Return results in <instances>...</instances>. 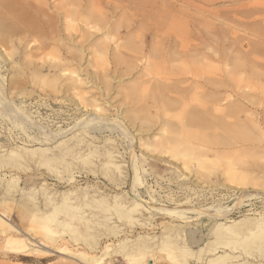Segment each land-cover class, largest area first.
<instances>
[{"label": "rangeland", "instance_id": "obj_1", "mask_svg": "<svg viewBox=\"0 0 264 264\" xmlns=\"http://www.w3.org/2000/svg\"><path fill=\"white\" fill-rule=\"evenodd\" d=\"M41 1H45L50 7L60 5L65 9H71V0H0V15L3 13L6 16H11L10 12H13L14 9L15 13L26 12L29 15L33 13L35 15V12L39 13L34 16L35 22L42 29V32L49 34L48 26L44 22L47 18L40 15L42 8H45L43 6L40 7ZM73 1L76 2L75 0ZM77 1L80 4L76 6L77 10L79 9V15H73L75 18H73V27L71 29L67 26L63 16H58V18L60 17L59 19L56 18L55 14L62 15L63 9L56 13L52 12V10L48 11L52 16L51 20L58 21L56 27L59 42L56 49L59 52V56H56L55 59L46 58L47 60H33V62L23 58V55L30 50H26L21 55L19 49L25 43H28V37L30 36V39L38 42L33 45V47H36L39 43H42L43 36L40 37L38 34V38L34 36L37 33L32 31L21 33L19 27H14L12 30V25L9 23V38L15 37L9 40L16 48H19L16 50L12 45L10 50L12 52L17 51L19 60L12 58L4 64L0 56V88L1 94H3H0L2 101L0 103V215L4 218L9 216L10 224L20 230L21 234L19 235L23 236L34 246H37L42 253H29L26 256L9 254L3 250L4 237L0 235V264H84L85 262L81 260V256H85L87 259L85 264H127L123 259V249H143L141 248L143 246L146 247V249H143L145 252L144 264H169L168 261L164 260H159L160 262L156 263L154 258L150 256L155 254L161 243L166 244L170 240L175 241L177 246H184L187 227L192 228L193 226L192 229L196 231L197 237L202 234L205 235L206 241L200 247L192 249V252L202 251V248L204 250V244L207 241H212V238L207 234L212 223L205 218L201 220L197 218V220L194 215H190L193 219L187 224L150 210L131 213L125 218L117 217L114 212L115 206H122L123 211L129 212L132 210L134 202L130 193V181L125 177V175L127 176L126 170L129 165V159L125 151V139L107 132L97 134L95 135L96 137L90 133L87 135L88 126L92 124V121L90 124L87 123L90 119L95 118L93 114L99 115L106 120L109 119L110 122L123 124L121 126L125 127V131H128L127 134L133 137L132 154L138 160L139 165L141 166L142 164L143 170L148 172L146 177L142 178L143 187L138 190L143 200L148 201L147 191H153L159 206L175 208L176 205L186 204L187 206H193L195 210H199L212 206L220 207L222 204V207L234 208L228 213L226 219L221 217L217 221V223H222L225 226L244 223L247 220L251 222L263 220L264 140L260 143L257 142L261 138L258 135V131L251 126H245L243 129L239 128L236 130L237 132L233 130L232 134L230 133L228 136L215 127L211 131H205L207 134L205 139L208 144L218 141L220 138L227 142L231 140L232 148L236 147L227 154L215 151V157H226L232 164L236 165L245 161L249 165L256 164L257 167L255 168L241 167L239 169L240 173L235 176L225 173L226 163L223 160L213 161L208 158L210 160L204 163L205 168L203 167L201 170L205 173L204 175L207 173L204 177L205 179L199 178L196 180L195 176L190 175L188 171L183 170L182 172L178 169L177 166L181 164V161L177 159L179 157L177 156L176 159L171 157L172 154L176 153L175 151H167L169 154L166 156L162 155L163 158L161 160L156 158V156H159V148H154L157 143L155 138L158 135L160 138L171 137L170 135L172 134H179L182 128L180 122L184 114L182 112L183 107L178 105L164 110L160 106L162 103H158L161 99L164 101L172 98L176 99L178 95L176 93L163 94L157 90L159 88L158 83L161 82L162 78H171V82L176 79L174 76L178 74V71L175 69L180 63L173 62L171 64L168 62L165 65L164 58L161 60L148 58L146 60L148 61L147 64L144 60H139L138 57L136 60H131L123 54L122 64L119 63L120 65L115 66L112 58L116 55L114 52L116 45H119V50L122 52L125 42L143 46L147 50L151 46L155 47V44L153 45V37L157 33L144 23H141L143 24L142 30L137 29L134 25L127 27L126 22L138 21L142 13V10H136L127 3V0H81L84 3H81L80 0ZM87 1H89L88 6L85 7L84 5ZM138 1L136 0L135 2ZM148 1H152L153 6H151L160 13L164 7H167L171 15L178 18L179 16L185 17L187 29H189L188 33H190L186 42L197 49L192 54H197L200 50L210 56L212 55V50H218L219 58L213 63L219 70L218 75H216L217 78L221 76L217 80L224 83L222 77H225V71L229 70L235 61L245 64L243 71L235 73L236 83L229 84L225 78L223 85L225 87H221L218 91L221 96L230 94L234 99H236V96L240 98L243 93L249 96L250 99L252 98L251 100L257 103L252 105L245 100H240L251 108V112L248 114L252 113L255 118L260 119L258 112L264 108V90H254L250 85L247 86V81H252L254 84L259 81V83H262L264 78V41L263 39L259 40L256 35H252V29L255 25L264 31V12L244 17L243 11L251 7H260V5L264 4V0ZM28 2L33 5L35 12H33L32 6ZM143 11H151V9L146 8ZM159 12L158 14L161 15ZM100 13L105 15L106 25L104 28L97 27L99 28L97 31L91 25L97 23L94 19H98L101 15ZM89 18L92 19L90 21L91 25L86 23ZM143 29L146 30L143 31ZM108 31L111 34L106 38L105 35L108 34ZM144 33L147 34L148 38L145 40V44L141 45L136 37L139 34L142 36ZM23 34L27 36V39L19 45L18 40ZM31 35L34 37L31 38ZM45 43H49V41H45ZM253 43L256 44L253 45ZM105 44L109 46L106 54H103L104 49H102V46ZM252 46H256L258 52L252 53L250 51ZM98 53H101V55ZM102 55H105V58H102ZM45 61L47 63H57L64 68L59 70L58 73H48L46 71L40 74L36 67L41 64L46 66L47 63ZM6 65H12L16 69L12 70L13 72H9L6 70ZM171 65L172 67H170ZM252 71L258 73L259 77H254L251 74ZM126 72L129 73L126 74ZM206 72H210V70L206 69ZM188 73L191 74L192 71L191 73L188 71ZM11 76L17 78L14 79L15 82H10ZM185 76L191 78V75ZM206 76L202 75V81H200L201 83L203 82L200 86L203 93H201L202 101L215 92L212 90V86L206 82V78L209 75ZM142 81H147V84H142ZM191 82L185 83L189 89H192L194 85ZM234 84L237 85L235 86ZM193 89L189 92L190 94L187 93V96L191 95ZM193 96L194 93L190 97L192 98ZM186 98L189 99L188 97ZM7 101L10 105L7 104ZM18 108L23 110L22 114L18 110L16 112ZM24 116L25 118H23ZM242 119L247 121L245 117ZM259 124L263 129L262 134L264 136V121L259 120ZM67 129L71 130L65 137H58L52 141L45 139L46 137L48 138V135L52 136V134H56L60 130ZM138 130L141 132L139 133ZM43 133L47 134L46 137ZM242 133L255 142L254 148H250L247 145L249 143H247L245 144L247 149L239 151L242 148L238 144H232L231 138ZM78 139H82L84 142H94L91 144L92 147L94 145L98 148H96L97 151L92 149V151H95L93 153L94 157H92V153V156H89L90 158L86 157L89 150L82 149L83 143H81V148H75L72 154L70 153L66 156L60 153V150L67 145L76 144ZM62 141L65 144H62ZM111 142H113V146L110 144ZM59 144H62V146ZM111 147H119L118 151L124 154L122 162L118 165L124 167L122 173L125 174L121 175L119 171L118 173H116L117 171L112 173L108 167L102 168L99 166L101 163H98V159L95 160L99 153H103L108 148L111 149ZM255 147L258 148L256 149ZM176 150L181 153V149L177 148ZM82 154L85 155L83 156ZM80 155L84 158L79 157ZM151 155L154 159H152ZM166 158L169 160L168 163ZM89 160L90 162L92 161L90 165ZM170 160L172 164L169 163ZM105 168L109 171H106ZM209 172H212V175H208ZM141 177L143 176L141 175ZM254 183H256V186H253ZM9 186L13 187L14 191L7 194L6 189ZM228 186L243 187L246 190L243 188H239V191L230 190ZM93 195L94 198L96 196L95 199ZM115 197L116 199H114ZM26 198L29 199L28 205L34 206L29 207L32 212L42 210L47 198L56 204H61L65 200L66 203L73 206L75 204L82 206L78 207V212L76 211L77 218L75 219L65 217L67 220L65 221L63 214L59 213L58 218H63L57 219V221L65 222V227L56 228L55 223H52L51 227L47 228L40 219L32 220L30 218L26 207L23 206ZM117 200L119 201L118 204ZM187 200L189 201L188 203H186ZM80 201H83V203ZM235 203H240V205L235 208L233 207ZM108 204L110 207H108ZM91 207L93 208L90 209ZM104 208L106 212L103 211L105 210ZM109 209H111L112 213ZM82 211L84 215H82ZM97 212H101L99 215L104 213L102 216L105 218L103 219L101 215L100 217ZM91 214L94 217L90 216ZM80 215L83 217L82 219L78 218ZM70 223L74 225L71 226ZM66 227L67 230H65ZM58 231H60L59 234H57ZM157 256L159 257L158 254ZM252 256L255 257V253ZM240 260L246 264H264L260 261L256 262L257 259L252 261L250 256H242ZM196 263V261L190 262V264Z\"/></svg>", "mask_w": 264, "mask_h": 264}, {"label": "bare ground", "instance_id": "obj_2", "mask_svg": "<svg viewBox=\"0 0 264 264\" xmlns=\"http://www.w3.org/2000/svg\"><path fill=\"white\" fill-rule=\"evenodd\" d=\"M14 1H16V0H14ZM75 1L76 2H74L73 0L70 1L71 9H65L63 6H60V5L50 7V5H47L45 1H41V6L40 5L39 6L40 7L43 6L45 8H42L40 15H43L44 18H47V20H44V22L48 26V30L50 32V33L48 32L49 34L42 32L41 31L42 29H40V27L35 22L36 19L34 16L35 15L37 16L39 13H36L34 11L35 9L33 8V5L29 2H28V4L32 6L33 12H35V15H34V13L32 14L33 16L26 14V12L25 13L24 12L15 13L14 8H13L14 13L9 11L11 13V16H6L2 13V15H0V56H1V59L4 62V64L7 63L8 60L12 59V58L19 60V56H17V51L12 52L10 50L11 49L10 47L12 45H13L12 47H15L14 44H12L11 41L9 40L11 38H13V39L15 38V37L9 38V33H10L9 32V26L10 25H12V30L14 29V27H19L20 29L19 28L18 29L20 30L21 33H24L26 31H32L34 33H37L34 36H36L38 38H39V36L40 37L43 36L42 37L43 38L42 43H39V45L36 47L35 46L33 47V45L35 43H38V42H36V40L34 41V40L30 39L29 38L30 36L28 37V43L24 42L25 44L23 45L22 48L19 49L18 47L17 48L15 47L16 50L19 49V51H21V55H23L24 54L23 52H25L26 50H28V49L30 50L29 52H27L26 54L23 55V58H25L26 60L41 61V60H47L46 58L55 59L56 56H59L58 55L59 52L56 49V47L58 46V42H59L58 37H57V27H56V23L58 21L55 22L54 20H51L52 16L48 11L52 10V12L56 13V12L60 11L61 9H63L62 12L64 15L63 14L58 15L56 13L55 14L56 18L59 19L61 16H63L64 21H66V23H67V26H69V28L71 29L73 27V25H72L73 20H74L73 18H75V17H73V15H75V16H76V14L79 15V12H78L79 9L77 10V7H76L79 4V1H77V0H75ZM135 1L136 0H127V3L132 5L136 10H140V11L142 10V13L140 14L141 15L140 19L138 21L132 20V23H131V21H129L128 23L126 22V25H127V27L134 25L137 27V29L142 30L143 24H141V23H144L147 25V27L152 28V31L157 33V35L153 37V42H154L153 45L155 44V47L151 46L149 49L145 50V48H143V46L132 45L130 42H125V44L122 47V50H123V52H122L119 50V48H120L119 45H116V48H114V52L116 55H114V57L112 58L114 60L113 64L115 66H117L119 63L122 64V62H123L122 61L123 60L122 55L123 54L126 55L131 60H136L138 57L139 60H141V61L144 60L145 63H147V64H148V61H146V60L148 58H153L154 60L155 59L161 60L164 58L165 65H167L168 62H170L171 64L173 62H179L180 63V64L178 63L179 65H177L176 66L177 69H175L178 71V74H176L174 76V77H176V79L171 82V78H168V77L162 78L161 82L158 83L159 88H157V90H159L163 94L176 93L178 95V97L176 99L172 98L171 100H168V101H164L161 99L162 102H161V100H159L158 103H162L160 106L162 108H164V110L173 108V107L178 106V105H181V107H183L182 112L184 114H183L182 120L180 122L182 124V128L180 129V133L178 132L179 134H177V133L172 134V135H170L171 137H168V138H160L159 135L156 138L154 137L155 139H157V143L155 144L154 148H159V150H158L159 156H156V158H160V160H161V158H163L162 155L166 156L169 154L167 151H170V150L175 151L176 153L172 154L171 157L173 159H176L177 156L179 157L177 159L179 161H181V164H180V166H177L178 169H180V171H182V172H183V170L188 171L190 173V175L192 174L193 177L195 176L196 180H198L199 178L205 179L204 177L207 175V173H206V175H204L205 173H203L201 170L204 167V163H206V161L207 160L209 161L210 159H212L213 161L214 160H223L226 163L225 173L228 175H233V176L238 175V173H240L239 169L241 167H243V168H246V167H254L255 168V167H257L256 164H250L249 165V163H247L246 161L242 162L241 164H237V165L232 164L229 161V159H226V157L220 158V157L214 156L215 151H217V152L219 151L220 153L227 154L228 152L231 151V149L236 148V147L232 148L231 142H230L231 140L227 142V141H223L219 138L218 141H214L213 143L208 144L206 142V139H205V137L207 136L205 131L206 130L211 131L212 129H214V127L216 129H220L223 134L228 136V135H230V133L233 130L236 131L239 128L243 129V128H245V126H251L258 131V133H259L258 135L261 137L260 140H257V142L260 143V142H262V140H264V136L262 134L263 129L259 126L260 125L259 120L264 121V108H262V110L258 112L260 119H257V118H255V116H253L252 113L248 114L249 112H251V108H249L248 105L246 106V104H244L242 102V100H245L252 105L256 104L257 102L251 100L252 98L250 99L249 96L244 95V93H243V95H240V98H238L236 96L235 97L236 99H234V97L230 94L221 96V94L218 91L221 89V87H225V86H223L225 83V78H226V81L229 82V84L230 83H236L235 82V73H237L239 71H243V69L245 68V64L240 62V61H235L232 64V67L229 70L225 71V74H224L225 77H222L224 79V83H223V81L217 80L221 76L217 78L216 75H218L219 70L216 66L213 65V63L216 60H218V58H219V54H217L218 50H216V49L212 50L211 51L212 55H210L211 57L206 55L204 52H201L200 50L197 52V54H192V52H194L197 49H196V47L193 48L192 45H190L186 42L190 33H188L189 29H187V21L184 19L185 17L179 16V18H178V17L171 15L169 13V10L167 9V7H164L160 13L159 11H157L155 8L152 7L153 6L152 1H148V0H141V1L137 0L138 2H135ZM80 2L84 3V1L82 2L81 0H80ZM88 2L89 1L85 2V5H84L85 7L88 6ZM186 6H188V5H186ZM146 8H150L151 11H143ZM158 12L161 15H159ZM262 12H264V4L260 5V7H251V8L246 9L245 11H243V16L249 17V16H252L256 13H262ZM58 16H60V17L58 18ZM104 17H105V15L101 14L98 19L93 18L94 21L97 22V23H94L93 25H91V22H90L92 19L89 18L88 21H86V20L85 21L88 25H91L92 28H94L95 30H97V29L99 30V28H97V27L100 26V27L104 28L106 25ZM9 23H11V24L9 25ZM240 23H242V22H240ZM58 25H59V23H58ZM144 30H146V29H143V31ZM107 33H106L107 35H105L106 38L109 37L108 35L111 34V32L108 31ZM38 34H39V36H37ZM252 35H256V37H258L259 40L263 39V41H264V31H262V29L260 27H258L257 25H255L253 27ZM34 36H32L31 38H33ZM26 37L27 36L25 34H23V36L19 38V40H18L19 45H21V42H23L25 39H27ZM136 38L139 39V42L142 45V44H145V40H147L148 36L146 33H144V35H142V36H140V34H139ZM45 41H49V43H45ZM53 44H55V45H53ZM255 44L256 43H253V45H255ZM178 45L180 47L179 49H178ZM108 46L109 45H107V44L102 46V49H104V51L102 52L103 54H106ZM250 51L252 53H256V52H258V48L256 46H252ZM172 52H174L175 54ZM1 53H2V55H1ZM98 54L101 55V53H98ZM196 57H198V58H196ZM102 58H105V55H102ZM149 62H150V60H149ZM21 63H23V62H21ZM45 63H47V61H45ZM152 63H153V61H152ZM28 64H29V62H28ZM12 65L11 66L6 65V70L9 72H13L12 70H15L16 68H14ZM29 66H31V65H29ZM17 67H18V65H17ZM24 67H25V65H24ZM170 67H172V65ZM36 68H37L36 70L38 71V73L41 74V72H46V71L48 73H52V72L58 73L59 70H62L64 67L60 66L57 63L53 64V63L48 62L46 66L41 64L40 66H37ZM206 69H209L210 72H206ZM17 70H18V68H17ZM20 70H22V69H20ZM188 71H190V73L192 71V73L189 74ZM17 72H19V71H17ZM128 73L126 72V74H128ZM204 74L207 76L209 75V77L206 76L207 77L206 82L208 83V85L212 86L213 89L212 88L211 89L214 90L216 93L212 92L213 94L211 96L206 97V99L204 101H202L201 95L203 93L201 92L202 88L200 89V86H201V84H203V82L201 83L200 81H202V75L205 77ZM251 74L256 78L258 76V73L253 72V71L251 72ZM185 75H191V78L186 77ZM177 77H179V78H177ZM14 79H17V78H14V76L12 78H10V82H13ZM249 80H251V79H249ZM190 81H192L191 83H194V85H193L194 89L192 88L193 92L191 93V95L194 93V96L192 98L190 97L191 95L187 96V93L190 94L189 92L192 91V89H189L188 86L185 85V83H187V82L189 83ZM227 82H226V86H227ZM259 82H256L254 84L252 81H247V86L250 85L251 87H253L254 90H256V89L264 90V78H263L262 83H259ZM142 84H147V81H142ZM66 90H68V89H66ZM1 93H2V91L0 88V94ZM1 95H3V94H1ZM186 97H188V98L190 97V98L187 99ZM240 99H242V100H240ZM1 102L2 101L0 99V103ZM223 103H224V107H223ZM258 103L262 104L260 102H258ZM3 104L6 105L5 103H3ZM7 104H9L8 101H7ZM12 105H13V103H12ZM84 106H85V108H87L86 105H84ZM17 110L21 114L23 113V110H21L20 108L16 109V112H17ZM93 117H95V118L90 119L89 122L87 123V124H90L92 121V124H90L91 126L90 125L88 126L87 135H88V133H90V134H92V136L94 135V137H96L95 135H97V134H102V133L104 134L107 132L110 134H116L118 137H121V139H125V141H124L126 144V148H125L126 150L125 151L127 152V156L129 159V163H128L129 165L128 166L125 165V166H127V170H126L127 176L125 175V177H127V179L130 181V193L132 195L131 197L134 199V202L132 205V210L129 212L123 211L122 206H115L114 212L116 213L118 218H120V217L125 218V217H128L131 213H137V212H143V211H149L150 210L153 212L157 211L163 215H167L169 217L178 219L180 221H183L186 224L191 222L192 221L191 219H193L190 215H194L195 219L199 218L201 220L202 218H205L209 222L212 223V224H210L211 227L208 229L209 231L207 233L212 238V241L211 242L207 241L208 243L206 242L204 244V246H203L204 250L201 247L202 251L200 250L198 252H192V249L200 247L206 240H205L204 234L200 235L198 233L200 235V237H197L196 231L192 229L193 226H192V228L187 227L186 232H185L186 233L185 234L186 235L185 236V245L182 247H180L179 245L177 246V243L175 241H174L175 242L174 243L171 240L168 241L166 244L161 243V246L157 249V251L155 250L156 251L155 254L154 255L151 254V256H150L151 258L152 257L154 258L156 263H158L159 260L160 261L164 260V261H168L169 264H190L191 261H193V262L196 261L197 263H200V264L201 263L202 264H246V263L241 262L240 258L242 256H245V257L250 256L252 261H253V259H257L256 262L260 261L261 263H264V218H263V220H257L254 222L247 220L244 223H240V224H236V225H232V226H225L222 223H217V221L220 220L221 217L226 219L227 218L226 216L228 215V213L231 212L234 208L229 209L227 207H222L221 206L222 204L221 205L219 204L220 207L219 206H212V207H208L207 209L204 208V209H199V210H195L193 206H191V205L187 206L186 204L176 205L175 208H173V207L171 208L168 206L167 207L159 206L157 204L156 199H155L156 196L154 197V195H153L155 193L153 191H147V195L149 197L148 201L143 200L142 197L140 196V192L138 190H139V188L143 187L144 183L142 181L143 180L142 178H145L146 173H148V172H146L147 170H143L142 164L140 166L138 163V160L135 159L134 154H132L133 137H131L129 134H127L128 131L126 132L125 127L123 128L121 126L123 124H120L119 122L113 123V121L110 122L109 119L106 120V119H104V118H102L96 114H93ZM243 117H245L247 119V121L245 119H242ZM23 118H25V116ZM115 121H117V120H115ZM160 123H162V122H160ZM84 124L87 125L86 123H84ZM163 126H164V124H163ZM163 126H161V127H163ZM70 130L71 129L60 130L56 134H52V136L48 135V138L46 137L47 134L46 135H45V133H43V134L45 135V137H46L45 139L47 141H49V140L52 141L53 139L58 138V137H61V138L65 137V135L67 133H69ZM140 132L141 131H139V133ZM75 136L76 135L74 134V137ZM216 138H217V135H216ZM75 139H76V137H75ZM231 139H232L233 145L238 144V146H240V148H242L239 151H243L244 149H247L245 147L246 146L245 144H247V143H249L247 145H249L250 148H254V145H256L255 142L251 138L243 135V133L235 135ZM61 143L65 144V143H63V141ZM81 143H83L84 145L82 146ZM93 143L94 142H84L82 139H78L76 144H74V143H73L74 145L71 144L72 146L67 145L66 147H64V145H63L64 148L63 149H61L62 147L60 148L61 149L60 153L62 155L67 156L70 153L72 154V152L75 148H78V147L81 148V146H82L83 150H86V151L89 150L88 151L89 153L86 156V157H89V156H92L93 153H95V151H92V149L96 150V148H97L94 145L92 147L91 144H93ZM62 144H59V145L62 146ZM110 144L113 146V142H111ZM139 145H140V143H139ZM142 145H144V144H142ZM147 145H149V144H147ZM118 148H116V147L112 148L111 147V149L108 148V150H106L104 152L102 151L103 153H99L97 155V157H95V160L98 159L97 160L98 163H101V165H99V166H101L102 168L108 167L112 173L113 172L115 173V171H117L116 173H118V171H119V173L122 175V174H125V173H122V169H124V167L119 166L118 164L122 162V159L124 158V154L120 153L118 151ZM177 148L179 150L181 149V153L178 150H176ZM255 148L257 149L258 147H255ZM75 152H78V151H75ZM75 152H74V154H75ZM91 153H92V155H91ZM77 154H79V153H77ZM83 156L80 155L79 157H83ZM148 156H150V155H148ZM92 157H94V155ZM151 157H152V155H151ZM154 157H155V155H154ZM172 158H170V159H172ZM208 158H210V159H208ZM152 159H154V158L152 157ZM83 160H85V159H83ZM99 160H100V162H99ZM166 161L168 163L169 160L166 158ZM90 163H92V161L90 162V160H89V165H90ZM123 163H124V161H123ZM169 163H171V160ZM177 167H176V169H177ZM107 170L108 169H106V171ZM201 172H202V174H201ZM141 175L143 177H141ZM196 175H198L197 176L198 178L196 177ZM208 175H212V172L211 173L209 172ZM208 177H210V176H208ZM206 179H207V177H206ZM253 186H256V183H254ZM9 187H11V186H9ZM9 187H7V189H6L7 194H10L12 191H14L13 187H11L13 189H11ZM239 188H243V187L228 186V189H230V190H238L239 191ZM243 189L246 190L245 188H243ZM247 196L249 197V195H247ZM93 198H94V195H93ZM95 198H96V196H95ZM242 198H244V197L242 196ZM114 199H116V197ZM28 200H29L28 198H26V202L24 200L23 206L26 207L30 218L32 220H39L40 219V221H42V224L47 228L50 225H52V223H55L56 228L65 227L66 226L65 222H58L59 220L57 221V219L63 218V217L58 218L59 213L63 214L65 221H67L65 219V217L75 219V218H77L76 217L77 216L76 211H77L78 207L82 206V205L78 206L76 204H75V206H73L71 204L66 203L65 200L61 204H56V203L52 202V200H49L47 198L44 202V205H43L44 208L42 207V210H40V211L36 210V211L32 212L29 207H34V206H29L27 203ZM80 202L83 203V201H80ZM188 202L189 201L187 200L186 203H188ZM118 203H119V201L117 202V204ZM26 205H28V206H26ZM88 205H89V203H88ZM106 205H107V203H106ZM239 205H240V203L239 204L235 203L233 207L236 208ZM90 206H92V205H90ZM108 207H110L109 204H108ZM92 208L93 207H91L90 209H92ZM112 209H113V207H112ZM98 210H99V208H98ZM109 210L111 212V209H109ZM103 211L106 212V209ZM101 212H97L98 215ZM40 215H41V217L39 218ZM82 215H84V212ZM98 215H96V216H98ZM85 216H87V215H85ZM90 216H92V214ZM8 217L9 216H7V218H4L3 216L0 215V235L4 237V242L2 245V247L4 248L3 250L8 252L9 254L25 255V256L27 254L29 255V253H38V254L42 253L41 250H39V248L37 246H34L31 242L26 240L23 236L19 235V234H21L20 230L17 227L10 224V217L9 218ZM92 217H94V216H92ZM102 217H103V219L105 218L104 216H102ZM78 218L82 219L83 217L80 215ZM84 220H85V218H84ZM105 223H106V221H105ZM73 225L74 224H71V226H73ZM65 230H67V227ZM75 232H77V231H75ZM59 233H60V231H58L57 234H59ZM200 233H202V232H200ZM70 235H71V233H70ZM72 237H74V236H72ZM49 238H50V236H49ZM207 240H210V239H207ZM139 248H140V246H139ZM141 248L146 249L145 246H143ZM143 249H135V248H133V249H130V248L127 249L126 248L125 249L124 248L122 251V253H124L123 259L126 261L127 264H144L143 259L145 256L144 255L145 252L143 251ZM219 253H221V255H219ZM254 253H255V257L252 256V255H254ZM157 254L159 255V257L158 256L156 257ZM204 257H206V258H204ZM81 260H83V262H85V263L87 262L86 261L87 259L85 258V256H81ZM161 263H163V262H161Z\"/></svg>", "mask_w": 264, "mask_h": 264}]
</instances>
